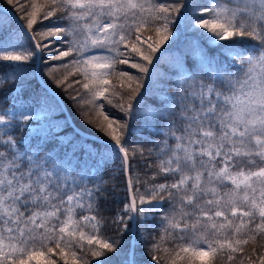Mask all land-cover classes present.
Instances as JSON below:
<instances>
[{"label": "snow or ice", "instance_id": "6c2138e0", "mask_svg": "<svg viewBox=\"0 0 264 264\" xmlns=\"http://www.w3.org/2000/svg\"><path fill=\"white\" fill-rule=\"evenodd\" d=\"M7 3L24 24L13 29L6 15L0 18V94L13 100L0 109V264H57V255L63 264H140L131 244L140 242L136 224L163 211L165 202L161 235L150 248L153 264H160L161 251L169 264H217L218 258L264 264V251L255 247L264 249V0ZM43 21L48 24L38 31ZM178 33L193 38L181 46ZM182 47L175 71L157 73L165 53ZM45 49L49 61L60 62L50 67V78L65 90L78 86L72 99L85 122L108 138L103 145L76 130L61 137L47 97L23 101L14 69ZM190 58L199 63L190 66ZM126 64L141 75L116 71ZM57 69H63L59 78ZM154 76L175 86L161 85L158 105H145L143 81ZM73 77L79 78L69 82ZM105 102L123 117L107 114ZM129 119L162 134L150 151L158 161L152 179L164 182L153 183L149 195L131 196L118 214L120 232L133 234L125 243L102 236L99 207L106 163L120 158L128 171ZM34 121L47 122L33 128ZM17 130L24 135L18 138ZM127 185L131 193V177ZM168 242L172 248H162Z\"/></svg>", "mask_w": 264, "mask_h": 264}, {"label": "trees", "instance_id": "16d2710c", "mask_svg": "<svg viewBox=\"0 0 264 264\" xmlns=\"http://www.w3.org/2000/svg\"><path fill=\"white\" fill-rule=\"evenodd\" d=\"M42 2V0H40ZM204 2V0H202ZM0 5L5 6L12 10V12L16 15L17 18L21 17V13L18 12L12 5L7 3V0H0ZM6 15L7 19L12 21V28L19 29L18 24L9 17V15L0 10V18H4ZM22 24H24L23 19H18ZM48 24L47 21L38 22L35 26L38 31L44 30V25ZM147 35V33H145ZM189 33H178L177 41L175 42L178 45L184 46L187 45L189 39H192ZM37 40H39V36H37ZM19 44L23 45L24 48H30L29 42L21 38L18 41ZM205 47H208L206 42L201 41ZM167 45H165L166 47ZM31 47L33 45L31 44ZM17 51H20L18 48ZM183 51V47L181 51L178 52L176 48L170 49L169 52L165 53L164 57L161 59L160 63L157 65L156 72L157 73H168L171 74L175 71V58L177 55L181 54ZM49 51L47 49L41 51L40 65H39V73L43 79V81L55 92L58 94V98L47 95L45 89L41 87L40 83L37 81L35 76V65H36V57L29 61L17 62L20 64L19 67L14 69L15 78L17 81H22L23 88L25 89L24 98H33V99H41L42 96L45 97H54V104H49V110L53 106L55 111H50L55 117L66 118V114L62 105L63 103L66 112L72 118L74 124L80 128L81 130L94 134L97 137L108 139L104 133L98 132L94 125H90L85 122L83 111L81 107L72 99V96L75 95V88L78 86H74L73 88H69L65 90L62 87H57L54 83L53 79L49 76L50 67H54L58 65L59 61H49V55L47 54ZM159 55V53L157 54ZM199 63L196 58H190L188 60V64L191 66L193 62ZM154 63L156 61L154 60ZM3 69H0V74L3 73ZM116 71H127L130 75L139 76L141 75L137 69H133L130 67V64L126 65H117ZM152 69L150 68V72ZM63 73V69H57L55 75L59 78ZM79 77L70 78L78 79ZM113 84L119 87L118 79L113 76L111 77ZM144 88L141 90L142 92H147L145 94V105L157 106L158 100L154 95L158 89H160L161 85H165L169 91L174 88V83L172 81L162 80L160 76H154L153 79H149L148 77L144 78ZM147 89V91H145ZM13 96V93H12ZM11 96L5 98L2 94H0V109L4 107H8ZM60 99V100H59ZM106 104V102H105ZM58 105V107H56ZM105 111L111 117L121 118L123 117V113H121L117 108L112 107L111 105H107L105 107ZM93 118H95V114H90ZM129 128H141L140 132H135L129 130L127 133V143L126 147L129 149V174L133 183V191L138 195H149V188L153 183H162L164 179L162 177H157L155 180L152 179L153 172L156 171V165L158 163L157 157L154 154V151H150L154 148V144L159 140L163 139L162 134H157L156 132H150L148 129H144L141 127L142 120H131L129 119ZM73 128L67 123V127L63 129L62 132H72ZM16 136L19 138L24 133L20 130L16 131ZM79 138V137H78ZM90 142H94L95 145H103V143L90 140ZM53 145L49 144L47 148H51ZM136 148L137 151L133 154V148ZM47 148L45 150H47ZM140 149L143 150L142 154ZM104 178L106 180V193L103 200L100 202L99 212L100 216L103 218V228L101 229V234L105 238L111 237L113 239H122L125 243L129 242V237L131 235L129 233H121L120 225L117 223V216L122 213V208L124 203L127 201V191L126 187V179L125 174L122 169H118V163L116 160H110L105 165ZM170 205L168 203L163 204V211L159 208L154 210V215L150 219V225H140L138 223L139 228H145L143 233H137V237L139 239V243L136 244L137 249V258L140 261V264H153L151 261L150 248L151 243L154 240H158L161 235V225L160 219L164 215V212L169 210ZM168 247L172 248L171 242L162 243V248ZM257 253L264 251L260 247L259 244L256 246ZM252 245L246 246V253L251 254ZM161 257L160 264H169L170 257L167 256L163 251L158 253ZM239 255V254H238ZM255 258V257H253ZM53 259L57 261V264H63V260L57 255L54 256ZM181 264V262H178ZM217 264H226L224 259L218 258Z\"/></svg>", "mask_w": 264, "mask_h": 264}, {"label": "rangeland", "instance_id": "374dc122", "mask_svg": "<svg viewBox=\"0 0 264 264\" xmlns=\"http://www.w3.org/2000/svg\"><path fill=\"white\" fill-rule=\"evenodd\" d=\"M23 101L25 102V103H28L29 105H34L35 104V102L36 101H33V99H31V98H23ZM13 103V101H11V103H10V106H11V104ZM41 103H43V102H41ZM37 106V108H39V105H36ZM53 119H55V120H57V121H59V123H60V125L62 126L61 127V129H60V131H59V135L61 136V137H63V136H67L68 134H65V133H61V130L64 128L63 127V123H64V120L63 119H56L55 117H52ZM47 121H40V122H33V124H32V127L33 128H36L37 126H38V123H46ZM114 158H116V157H114ZM118 161H119V163L121 162V159L120 158H118ZM119 167H121V166H119ZM129 202V201H128ZM127 202V203H128ZM144 207H147V205H145ZM121 215H123V212H122V214ZM153 216V213H151L150 214V216H149V218H151Z\"/></svg>", "mask_w": 264, "mask_h": 264}, {"label": "water", "instance_id": "95a60500", "mask_svg": "<svg viewBox=\"0 0 264 264\" xmlns=\"http://www.w3.org/2000/svg\"><path fill=\"white\" fill-rule=\"evenodd\" d=\"M0 8L6 10V8H3V7H0Z\"/></svg>", "mask_w": 264, "mask_h": 264}]
</instances>
